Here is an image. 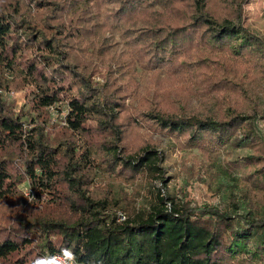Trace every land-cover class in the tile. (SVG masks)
Listing matches in <instances>:
<instances>
[{"label":"trees","instance_id":"16d2710c","mask_svg":"<svg viewBox=\"0 0 264 264\" xmlns=\"http://www.w3.org/2000/svg\"><path fill=\"white\" fill-rule=\"evenodd\" d=\"M249 1L0 0V264L64 246L86 264H264V39L244 25ZM29 86L27 112L1 97ZM53 106L66 108L55 136ZM157 135L206 158L187 163L190 176L228 181L225 207L156 188L167 173ZM24 183L48 202L18 218Z\"/></svg>","mask_w":264,"mask_h":264},{"label":"rangeland","instance_id":"374dc122","mask_svg":"<svg viewBox=\"0 0 264 264\" xmlns=\"http://www.w3.org/2000/svg\"><path fill=\"white\" fill-rule=\"evenodd\" d=\"M244 25L248 27L256 35L264 39V0H250L249 3L244 7ZM107 39L114 46V53L122 54L128 50V45L122 36V33L114 29L107 34ZM98 64V63H96ZM140 88L136 93V96H141L145 88V73L141 69H138ZM94 85L102 86L105 82L104 69L101 66L95 68V73L92 78ZM32 92V87H27L24 90H4L1 92L3 101L14 107L16 112H27L28 110V96ZM69 94L72 97L80 98L83 96V86L79 81H72L69 86ZM262 108L264 109V99L262 100ZM207 111L206 107L201 104L199 100L194 98L190 103V112L196 115H203ZM47 117L50 124V130L47 134H53L55 136V127H62L66 125V108L62 107V110L58 111L57 107L53 106L47 110ZM26 119V118H24ZM257 125L264 136V123L261 121L257 122ZM31 123L25 122L24 129L26 131L32 129ZM154 139L162 142V151L166 157L165 167L167 173L163 180L155 183L156 188L161 189L164 193L168 192L178 199L186 198L197 205H213L222 206L227 205V187L230 190L228 181L224 184L214 182L203 173H197L194 176H190V172L185 171L187 163L192 164L194 162H206V158L203 157L197 150L182 149L181 146L175 143L171 138L164 136H154ZM218 166V163L215 164ZM218 169V167H217ZM196 170H201L196 168ZM196 170L193 173H196ZM20 192L24 195L25 202H17L16 206L18 209L14 210L13 215H17L18 218H23L24 212L31 204H35L37 210L45 211L47 199H38L30 191L28 183L21 184L19 186ZM232 190V189H231ZM238 192H235L237 197ZM22 203V204H21ZM147 205V200L143 202ZM42 211V212H43Z\"/></svg>","mask_w":264,"mask_h":264},{"label":"clouds","instance_id":"9594fccd","mask_svg":"<svg viewBox=\"0 0 264 264\" xmlns=\"http://www.w3.org/2000/svg\"><path fill=\"white\" fill-rule=\"evenodd\" d=\"M28 264H83V262L74 247L64 246L57 254L31 257ZM88 264H96L95 259L90 258Z\"/></svg>","mask_w":264,"mask_h":264},{"label":"built area","instance_id":"2783aa9c","mask_svg":"<svg viewBox=\"0 0 264 264\" xmlns=\"http://www.w3.org/2000/svg\"><path fill=\"white\" fill-rule=\"evenodd\" d=\"M118 217H119L118 222H124L127 219L126 215L123 212H119ZM83 264H86V263H83Z\"/></svg>","mask_w":264,"mask_h":264}]
</instances>
